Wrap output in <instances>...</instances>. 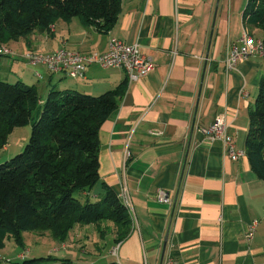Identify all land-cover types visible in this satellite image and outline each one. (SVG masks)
Wrapping results in <instances>:
<instances>
[{"label": "crops", "instance_id": "obj_1", "mask_svg": "<svg viewBox=\"0 0 264 264\" xmlns=\"http://www.w3.org/2000/svg\"><path fill=\"white\" fill-rule=\"evenodd\" d=\"M243 10L240 0H122L118 21L105 35L76 19L58 20L48 32H33L6 45L12 53L0 54V79L37 85L43 99L52 88L98 96L126 81V74L93 64L83 79L73 80L29 65L23 59L27 52L68 48L103 53L116 38L138 43L154 69L128 83L118 110L99 132L100 180L116 194L126 184L134 203L137 225L129 236L115 244L110 223L100 227L106 234L96 226H76L52 251L42 255L24 249L18 261L1 256L0 264L35 259L43 260L32 264H71L68 258L74 253L69 249L76 247L81 264H143L145 255L147 264H162L168 257L174 264H264V183L246 156L232 161L220 141L210 144L202 132L221 119L235 149L245 151L264 56L226 69L228 46L245 27L255 39H263L261 30L244 23ZM131 133V157L125 161ZM102 190L97 186L84 196L97 198ZM159 190L168 192L170 205L155 201ZM253 220L259 223L249 242L245 234ZM33 238L52 239L48 232ZM108 240L110 253L103 249Z\"/></svg>", "mask_w": 264, "mask_h": 264}, {"label": "trees", "instance_id": "obj_2", "mask_svg": "<svg viewBox=\"0 0 264 264\" xmlns=\"http://www.w3.org/2000/svg\"><path fill=\"white\" fill-rule=\"evenodd\" d=\"M121 1L0 0V46L48 32L58 20L79 19L105 35L118 21ZM242 20L262 31L264 44V0H247ZM127 85L126 80L98 96L52 88L43 99L37 85L0 79V152L16 128L32 124L23 151L0 164V250L7 236L23 247L22 234L30 232H48L64 243L76 226H96L101 234L108 231L100 227L110 223L115 244L129 236L131 220L117 194L101 182L98 157L100 129L118 110ZM244 146L251 171L264 183V77ZM97 186L103 189L99 197L88 196Z\"/></svg>", "mask_w": 264, "mask_h": 264}, {"label": "built area", "instance_id": "obj_3", "mask_svg": "<svg viewBox=\"0 0 264 264\" xmlns=\"http://www.w3.org/2000/svg\"><path fill=\"white\" fill-rule=\"evenodd\" d=\"M0 54L8 56L11 55V52L6 50L5 46H0ZM254 55L264 56V44L261 39H255L245 27L241 38L228 46L226 69L231 71L238 62L246 60ZM24 58L29 65H42L51 74H62L73 80L83 79L88 66L93 64L104 69L114 68L123 70L126 74L128 83L147 77L154 69L152 58L142 53L138 43L127 44L116 38L110 39L108 49L103 53L83 54L78 51L61 48L50 54L30 52L26 54ZM202 132L205 134L208 143L211 144L215 141H220L227 156L232 161H238L245 156V151L235 149L232 137L228 134V126L221 119H215V121ZM156 134L160 133H153V135ZM131 138L132 133L129 135L125 147V161H128L131 157ZM117 197L129 215L131 227L136 226L137 217L134 210V203L126 184L121 186L117 193ZM155 201L163 205L171 204L169 194L164 190L156 192ZM258 223L259 220H253L250 223L245 234L247 241L250 242L253 239ZM112 254L113 256H117V247L113 249ZM143 264H147L146 255ZM162 264H174V262L171 257H168Z\"/></svg>", "mask_w": 264, "mask_h": 264}, {"label": "rangeland", "instance_id": "obj_4", "mask_svg": "<svg viewBox=\"0 0 264 264\" xmlns=\"http://www.w3.org/2000/svg\"><path fill=\"white\" fill-rule=\"evenodd\" d=\"M240 1L242 2L243 6L245 7L247 0H240ZM76 21H79V19H76ZM76 23H78V22H76ZM5 48H6V50H8L12 53V51L6 45H5ZM60 49L61 48L57 49L56 51H58ZM66 49H68V48H66ZM69 50H71V49H69ZM56 51H54V52H56ZM29 53L30 52H27V53H25V55L29 54ZM25 55L23 56L24 60H25V58H24ZM26 63H27V61H26ZM31 132H32V124H29V125L24 126V127H19V128H16L14 130V132L9 137L7 147L5 148L4 151L0 152V164L12 159L13 157L20 154L23 151L24 147L28 143ZM76 197L79 198L80 194H77ZM106 233L107 232H104V234H106ZM25 234L26 233L22 234V238H23L22 243H23L24 248L22 246L18 245L17 243H15L13 238L8 237V236L5 237L4 238L5 249L3 251L0 250V257L2 256L7 261H18L16 259V256L18 255V253L20 251H23L24 249L32 250L35 252V254L39 253V254L44 255V254H46V252L52 251V248H54L55 245L60 246V244H62V243L57 242L56 240H52V239H40V240H38L36 238H33L35 232L34 233L30 232L27 235H25ZM102 240L104 241V239H101V241ZM100 244H102V243H100ZM105 244L106 245L103 246V249L110 253V251H111L110 246L111 245L109 243V240ZM69 246L72 247L73 245L71 243H69ZM72 249H74V250H72ZM78 249H79V247L69 249L70 251H72L74 253V255L69 256V258H68L69 261L71 262V264H81V254H79ZM26 254H24V255L26 256ZM24 255L20 256V258L24 257ZM113 257H114V259H116V256H113ZM20 261H22V260H20ZM5 264H7L6 261H5Z\"/></svg>", "mask_w": 264, "mask_h": 264}, {"label": "water", "instance_id": "obj_5", "mask_svg": "<svg viewBox=\"0 0 264 264\" xmlns=\"http://www.w3.org/2000/svg\"><path fill=\"white\" fill-rule=\"evenodd\" d=\"M165 247H166V242L164 243V249H165ZM164 252V251H163Z\"/></svg>", "mask_w": 264, "mask_h": 264}]
</instances>
